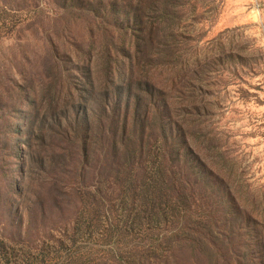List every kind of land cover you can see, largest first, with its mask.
<instances>
[{
    "label": "rangeland",
    "instance_id": "1",
    "mask_svg": "<svg viewBox=\"0 0 264 264\" xmlns=\"http://www.w3.org/2000/svg\"><path fill=\"white\" fill-rule=\"evenodd\" d=\"M0 264H264V0H0Z\"/></svg>",
    "mask_w": 264,
    "mask_h": 264
}]
</instances>
